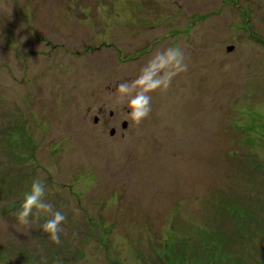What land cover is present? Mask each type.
Here are the masks:
<instances>
[{
    "label": "rangeland",
    "instance_id": "1",
    "mask_svg": "<svg viewBox=\"0 0 264 264\" xmlns=\"http://www.w3.org/2000/svg\"><path fill=\"white\" fill-rule=\"evenodd\" d=\"M175 45L134 126L116 86ZM0 264H264V0H0Z\"/></svg>",
    "mask_w": 264,
    "mask_h": 264
},
{
    "label": "clouds",
    "instance_id": "2",
    "mask_svg": "<svg viewBox=\"0 0 264 264\" xmlns=\"http://www.w3.org/2000/svg\"><path fill=\"white\" fill-rule=\"evenodd\" d=\"M188 64L184 51L179 45L169 46L156 51L139 69L133 80H122L115 88L117 102L127 108V117L134 126H139L151 113V93L166 92L173 79L186 72ZM53 169L50 168L49 171ZM46 187L41 178L34 179L24 193L23 201L15 213L20 225L32 226L41 216L46 217L40 224V230L47 234L50 242L59 244L61 225L66 216L55 210L52 203L45 200ZM34 216V221L29 217Z\"/></svg>",
    "mask_w": 264,
    "mask_h": 264
},
{
    "label": "flooded vegetation",
    "instance_id": "3",
    "mask_svg": "<svg viewBox=\"0 0 264 264\" xmlns=\"http://www.w3.org/2000/svg\"><path fill=\"white\" fill-rule=\"evenodd\" d=\"M99 112L101 113L102 112V110L101 109H99ZM109 117L110 118H112L113 117V114L110 112V115H109ZM112 130H114V128L112 129Z\"/></svg>",
    "mask_w": 264,
    "mask_h": 264
},
{
    "label": "water",
    "instance_id": "4",
    "mask_svg": "<svg viewBox=\"0 0 264 264\" xmlns=\"http://www.w3.org/2000/svg\"><path fill=\"white\" fill-rule=\"evenodd\" d=\"M231 50V49H230ZM95 122H96V120H95Z\"/></svg>",
    "mask_w": 264,
    "mask_h": 264
}]
</instances>
